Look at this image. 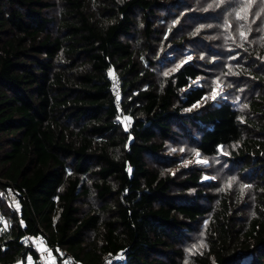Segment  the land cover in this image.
<instances>
[{"label": "trees", "instance_id": "16d2710c", "mask_svg": "<svg viewBox=\"0 0 264 264\" xmlns=\"http://www.w3.org/2000/svg\"><path fill=\"white\" fill-rule=\"evenodd\" d=\"M0 189V264H264V0H0Z\"/></svg>", "mask_w": 264, "mask_h": 264}, {"label": "rangeland", "instance_id": "374dc122", "mask_svg": "<svg viewBox=\"0 0 264 264\" xmlns=\"http://www.w3.org/2000/svg\"><path fill=\"white\" fill-rule=\"evenodd\" d=\"M214 6L218 8L217 5H214ZM211 22H212V19H211ZM211 22H209V24H206V25L203 26L204 31H209V30L211 29V27H210V26H212ZM213 22H214V20H213ZM189 57H190L191 59H189ZM192 59H193V55L188 51V52H187V56H186V57H183L181 60H179L178 63L183 62V61H186V62H187V61H191ZM111 77H112V80H113V79H119L118 74H117L114 70L111 71ZM120 83H121V80H120ZM194 83H197V84H198V83H199V80H196ZM224 95H225V91L223 90L221 84H220V83H217V84L213 87V89H211V90L209 91V93L207 94V96L204 98L203 101L198 102V103H197L196 105H194L192 108H189V110H190V111L197 110V109H199L201 106H203L205 102H208V103H209V102H217V101L220 100V99H224V98H225ZM117 97L119 98V100L121 99L120 95H118V94H117ZM236 103H237V102H236ZM237 104H238V103H237ZM123 121H124L125 124H127L128 121H130V118H129V117L124 118ZM172 152H173V150H170V151H168V154L171 155ZM194 163H202V164H203V163H206V164H209V162H206L205 159H203V158H201L199 155L195 154L192 158H190V159H188V160H183L181 165H184V166H190L191 164H194ZM205 178L209 179V178H211V176L206 175ZM8 198H9V197H8ZM10 198L12 199L11 201H13V199L15 198V196L12 194V195L10 196ZM15 199H16V198H15ZM4 225H5V224H4ZM5 226H7V225H5ZM32 239H33V238H32ZM33 240H34V239H33ZM36 240H37V243H41V241H42L41 239H36ZM34 242H35V241H34ZM42 243H43V242H42ZM35 244H36V242H35ZM37 249H39V248H37Z\"/></svg>", "mask_w": 264, "mask_h": 264}, {"label": "built area", "instance_id": "2783aa9c", "mask_svg": "<svg viewBox=\"0 0 264 264\" xmlns=\"http://www.w3.org/2000/svg\"><path fill=\"white\" fill-rule=\"evenodd\" d=\"M111 87H112L113 93L116 96L117 94L120 95V97L122 96V86L120 83V79H113ZM0 198L7 199V194L2 189H0ZM4 224L7 225L6 222H4ZM25 237L28 240L32 239V236L29 234L25 235ZM56 249L59 252V256L62 258V264H80L79 262L74 260V258L67 251L63 250L61 247L56 246ZM124 258L125 257L123 254L119 256L108 255L103 264H118L120 262H124Z\"/></svg>", "mask_w": 264, "mask_h": 264}, {"label": "crops", "instance_id": "0c3cea01", "mask_svg": "<svg viewBox=\"0 0 264 264\" xmlns=\"http://www.w3.org/2000/svg\"><path fill=\"white\" fill-rule=\"evenodd\" d=\"M13 201L14 204H16L18 208H20L19 201L15 198L13 199ZM36 247L39 248L40 259L42 264H60L58 260L59 257L57 256L58 254L53 253L52 249L48 247L47 243L44 240L41 241V243L36 242ZM27 264H35V260L30 257L27 260Z\"/></svg>", "mask_w": 264, "mask_h": 264}, {"label": "snow or ice", "instance_id": "6c2138e0", "mask_svg": "<svg viewBox=\"0 0 264 264\" xmlns=\"http://www.w3.org/2000/svg\"><path fill=\"white\" fill-rule=\"evenodd\" d=\"M244 9L243 8H241V11H243ZM237 16H238V18H239V12H237ZM244 33H241V35H243ZM189 59H191L190 57H189ZM197 155H199V153H197Z\"/></svg>", "mask_w": 264, "mask_h": 264}]
</instances>
